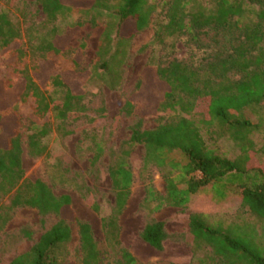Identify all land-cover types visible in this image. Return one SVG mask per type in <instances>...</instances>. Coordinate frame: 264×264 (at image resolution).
<instances>
[{
  "label": "trees",
  "instance_id": "1",
  "mask_svg": "<svg viewBox=\"0 0 264 264\" xmlns=\"http://www.w3.org/2000/svg\"><path fill=\"white\" fill-rule=\"evenodd\" d=\"M105 1L90 0L87 7L79 9L91 10ZM118 1L115 32L119 38H129L145 29L159 7L165 20L156 26V39L180 34L200 46V34L211 29L227 41L218 49L203 47L201 55L172 58L165 65L150 66L152 79L138 80L125 97L121 111L136 118L128 139L117 150L108 152L107 170L114 199L110 213L101 218L106 242L112 247L119 245L118 220L134 182L128 158L131 149L139 145L144 149V170L151 164L170 170L165 176L164 193L156 190L152 180L146 178L143 203L151 214L165 206L184 209L202 200L224 205L236 199L240 208L255 217V221L218 219L209 223L205 213H190L185 240L193 254L203 251L197 264H264V135L261 146L256 148L253 134L262 126L244 115L245 109L264 104V0ZM35 2L45 15L44 22L49 24H53L59 13L77 8L68 0ZM58 36L57 28L52 26L46 37L37 38L36 48L42 53L60 54L63 49ZM0 55L7 56L9 65L13 63L12 74L19 77L15 82L8 80L5 86L17 89L14 101L31 107V117L24 130L28 152L41 156L46 151L41 139L51 131L50 112L57 120L58 134L72 133L74 129H68V125L84 115L83 100L87 92L69 71L52 72L45 79L62 88L63 93L60 98L49 100L26 67H20L26 57L21 30L10 19L9 11L1 7ZM45 59L34 66L35 73L40 71ZM7 107L5 102L0 105V192L2 195L13 193L8 204L0 205V232L18 207L36 209L41 223L50 214L58 217L27 251L15 255L8 264H59L60 250L71 239L72 221L77 227L80 264H99L98 244L91 226L74 215L70 196L55 195L41 179H23L24 123L16 111L7 113ZM150 107L162 122L148 129L143 127V118ZM104 111L100 107L99 116L90 118L88 125L104 120ZM224 137L237 146L235 157L218 144ZM91 142L90 163L93 165L105 153L106 145L94 136ZM207 193L209 197L205 199ZM84 194L88 203L92 193L86 189ZM90 202L97 208L94 211H98V204ZM20 233L32 238V231L27 227ZM140 236L157 250L163 249V242L169 237L164 221L154 217L145 222ZM120 252L123 263L140 264L126 249L120 248Z\"/></svg>",
  "mask_w": 264,
  "mask_h": 264
},
{
  "label": "rangeland",
  "instance_id": "2",
  "mask_svg": "<svg viewBox=\"0 0 264 264\" xmlns=\"http://www.w3.org/2000/svg\"><path fill=\"white\" fill-rule=\"evenodd\" d=\"M68 1L78 9L59 13L53 24H49L44 22L45 15L35 0H0V7L9 11L10 19L21 30L26 57L20 67H26L47 98L58 99L63 90L46 80V75L64 70L69 71L74 79L80 80L87 92L83 100L86 106L84 115L68 125V129L74 131L65 136L58 134L57 120L50 112L51 131L41 139L46 151L41 156H32L28 152L24 132L27 120L31 117V107L29 104L14 101L17 89H7L5 86L8 80L15 82L19 77L12 74L13 63L9 65L7 56L0 55V105L8 103L6 112L16 111L24 123L21 139L23 179H41L55 195L70 196L74 215L91 226L98 244L99 264H126L120 258V248L126 249L140 264H197V258L203 251L193 254L190 244L185 240L190 213H205L209 223L218 219L225 222L255 221V217L240 208L236 199H230L224 205H214L202 200L200 204L184 209L165 206L151 214L143 203L145 182L151 179L155 189L164 193L165 176L170 170L168 167L157 168L152 164L144 170V149L137 145L131 149L128 158L134 173V182L126 207L118 220L119 245L112 247L106 242L101 225V218L110 213L114 199L107 170L110 162L108 152L117 150L130 135V127L136 117L125 115L121 107L138 80L144 79L147 82V79H152L153 70L150 66L165 65L172 58L188 59L192 55H201L203 47L218 49L227 39L211 29H205L200 34V46L193 45L187 41L186 36L180 34L164 35L161 39H156V26L165 20L159 7H156L150 24L145 29L129 38H119L115 32L118 20L115 10L120 4L118 0H106L91 10L79 9L87 7L90 0ZM52 26L57 28L58 43L63 49L57 55L51 52L42 53L36 48L37 38L46 37ZM82 44L83 50L80 51ZM44 57L46 59L41 62L40 71L35 73L34 66ZM100 107L105 109L104 120L93 126L88 125L90 118L99 116ZM149 109L143 118V127L148 129L162 122L153 107ZM244 115L258 121L262 126L260 131L253 134L256 148H259L264 135V104L245 109ZM93 136L96 140L105 142L106 150L92 165L90 161L93 155ZM218 144L230 156L235 157L238 154L237 146L229 138L219 139ZM258 155L259 160H262L260 154ZM86 189L91 191L89 199L98 204V211H94L97 208L90 200L87 203L84 199ZM12 193L13 191L2 195L0 192V205L8 204ZM208 197L209 193L204 194L205 199ZM151 217L165 223L169 237L163 242L162 250L153 248L140 236L145 222ZM57 219V216L50 214L41 223L36 209L16 208L5 229L0 232V264H8L15 255L27 251ZM70 226L71 239L60 250L59 264L81 263L76 223L72 221ZM25 227L32 231L31 239L20 233Z\"/></svg>",
  "mask_w": 264,
  "mask_h": 264
}]
</instances>
